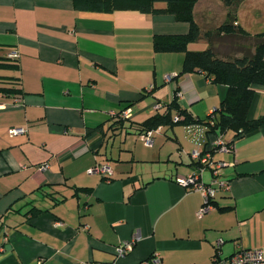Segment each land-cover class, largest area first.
I'll list each match as a JSON object with an SVG mask.
<instances>
[{
	"label": "crops",
	"instance_id": "crops-1",
	"mask_svg": "<svg viewBox=\"0 0 264 264\" xmlns=\"http://www.w3.org/2000/svg\"><path fill=\"white\" fill-rule=\"evenodd\" d=\"M250 2L239 5L236 24L260 33L264 15L249 10ZM228 10L222 0H199L194 14L206 30ZM189 29L167 12L0 0V57L18 65L0 68V86L21 89L0 91V264H148L156 255L159 264H213L216 255L264 247V125L238 138L223 134L235 149L215 159L225 161L221 177L230 187L202 214V192L179 179L198 168L191 151L205 150L220 133L175 123L153 130L152 145L142 138L140 123L175 96L205 120L227 95V85L202 71L180 73L184 52L155 50V35ZM246 45L231 37L216 44L237 55ZM208 46L205 38L189 44ZM255 90L250 118L264 115V86ZM127 109L131 117L115 123ZM13 127L26 132L13 135ZM105 163L112 176L90 172ZM212 176L205 168L203 180ZM127 241L132 250L117 256Z\"/></svg>",
	"mask_w": 264,
	"mask_h": 264
},
{
	"label": "trees",
	"instance_id": "trees-1",
	"mask_svg": "<svg viewBox=\"0 0 264 264\" xmlns=\"http://www.w3.org/2000/svg\"><path fill=\"white\" fill-rule=\"evenodd\" d=\"M199 0H74L79 10L112 11L118 7L135 8L145 13L167 12L174 14L180 21L190 24L185 34H159L154 36V48L158 52L185 53L184 63L180 73L202 71L215 83L228 86L226 97L220 107L214 110L205 120L194 119L186 110L180 108L177 98L164 112H157L140 123V132L145 134L162 125L206 124L210 131L225 134L233 131L235 138L242 137L262 125L264 115L250 118L249 111L256 93L255 87L264 86V31L252 34L242 26L237 25V9L245 0H222L229 7L226 19L220 25L203 30L195 19L194 9ZM164 2L163 8L157 3ZM223 37L238 40L239 44H247L248 49L237 55L222 53L216 44ZM201 38L207 39L209 46L203 50H191L189 44ZM0 68H18V65L6 58L0 57ZM17 85L19 81H10ZM0 91L7 94L19 93L21 89L11 86H0ZM172 109L178 110L180 118L175 120ZM122 112V111H121ZM119 112L115 123H122L124 118ZM213 123H210V119ZM233 142V141H231ZM86 189V188H83ZM214 204V201H213Z\"/></svg>",
	"mask_w": 264,
	"mask_h": 264
},
{
	"label": "built area",
	"instance_id": "built-area-1",
	"mask_svg": "<svg viewBox=\"0 0 264 264\" xmlns=\"http://www.w3.org/2000/svg\"><path fill=\"white\" fill-rule=\"evenodd\" d=\"M11 55L16 57L18 54L14 52ZM161 107V103L155 104V109H160ZM213 112L214 110L210 114ZM120 116L130 118L131 113L129 109H127L126 111H122ZM179 118V116H175V120H178ZM210 123H213L212 118L210 119ZM152 131L153 130L142 134V138L147 145L153 144L154 138ZM10 132L13 135H17L26 132V129L23 127H13ZM193 134H200L199 128L193 131ZM234 149V143L227 141L223 134H219L205 150L195 148L191 151L192 159L199 164L198 168L197 170L187 174L185 177L180 178L179 181L191 190H199L202 192L204 205L201 208V214L213 209L215 206L213 201L216 195L222 189L228 190L230 187L229 182L221 177L225 161L216 160L215 153L234 151ZM48 166L49 165L46 163L42 165L41 168H48ZM208 167L212 169L213 176L209 182H205L202 174L204 169ZM90 172H99L104 177H110L113 175V170L109 163L97 164L90 168ZM133 245L134 241H127L117 246V256H124L132 250ZM159 262L160 258L157 255L147 261L148 264H159ZM213 264H264V247H243L228 257H220L219 255H216Z\"/></svg>",
	"mask_w": 264,
	"mask_h": 264
},
{
	"label": "rangeland",
	"instance_id": "rangeland-1",
	"mask_svg": "<svg viewBox=\"0 0 264 264\" xmlns=\"http://www.w3.org/2000/svg\"><path fill=\"white\" fill-rule=\"evenodd\" d=\"M251 1L252 2H250L249 5H248L249 6V10H260V11H262L261 15H264V3L260 2L261 0H259V1L255 0V2L253 0H251Z\"/></svg>",
	"mask_w": 264,
	"mask_h": 264
}]
</instances>
